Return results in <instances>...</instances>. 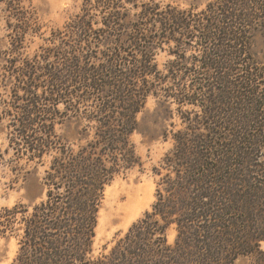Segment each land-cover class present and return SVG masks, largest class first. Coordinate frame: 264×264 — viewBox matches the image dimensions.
Listing matches in <instances>:
<instances>
[{
  "label": "trees",
  "instance_id": "16d2710c",
  "mask_svg": "<svg viewBox=\"0 0 264 264\" xmlns=\"http://www.w3.org/2000/svg\"><path fill=\"white\" fill-rule=\"evenodd\" d=\"M194 9L160 0H83L56 34L69 50H46L58 54L39 68L49 78V97L89 103L97 124L85 145L53 159L44 201L31 211L5 210L0 232L22 228L11 264H233L243 256L264 264V65L252 50L253 36L264 32V0H211ZM170 42L175 59L160 70L155 49ZM193 43L200 52L187 66L179 53ZM33 69L20 73L30 79L21 121L29 129L35 116L55 113L37 107L47 90L37 93ZM150 95L178 105L181 125L162 133L173 147L154 168L165 170L156 198L109 254L88 257L104 187L141 164L130 135Z\"/></svg>",
  "mask_w": 264,
  "mask_h": 264
},
{
  "label": "rangeland",
  "instance_id": "374dc122",
  "mask_svg": "<svg viewBox=\"0 0 264 264\" xmlns=\"http://www.w3.org/2000/svg\"><path fill=\"white\" fill-rule=\"evenodd\" d=\"M209 1L160 0L162 4L169 3L179 9L194 7V11H200ZM7 2L0 0V223L5 222L6 209L21 205L31 211L34 205L46 199L50 187L46 177L53 159L64 148L77 151L78 146L85 145L93 138L97 124L95 118L91 119L96 114L91 111L94 106L89 103L83 104L75 96L67 100L64 97L68 94H61L59 100V96L50 98V86L46 85L49 78L39 70L58 61L56 51L47 54V49L57 50L53 46H58L60 52L69 50L56 34L64 32L66 23L80 11L83 0H12V6ZM133 12H129L131 17ZM183 46L185 53L179 55L184 54V58L178 60L189 66L194 61L193 53L200 51L195 43L190 47ZM161 47L155 49L154 59L158 68L163 70L169 61L175 59L169 51L177 47L174 42L164 43ZM252 50L264 65L263 31L253 36ZM30 67H36L33 72L39 76L37 93L47 90L37 107L55 109L52 117L48 112L40 120L34 115L35 123L31 129L21 124L31 95L25 90L30 88L29 77L20 74L21 71L29 74ZM164 100L163 96L155 98L150 95L136 115L138 126L130 135V141L141 164L115 176L104 187L88 257L95 259L109 254L128 228L151 209L158 182L165 173L162 169L161 174H157L154 168L160 169L162 158L173 147V141L165 139L162 133L172 127L173 130L181 127L178 105H169ZM70 104L78 109L74 111ZM164 107L170 109L169 115L164 112ZM192 108L190 105L181 107L182 110ZM18 225L15 224L13 231L0 232V264H11L18 254L22 234L21 225ZM0 230H3L1 226ZM175 234V228L169 227V242H173ZM261 247L264 248V242ZM233 264H252V261L243 256Z\"/></svg>",
  "mask_w": 264,
  "mask_h": 264
}]
</instances>
